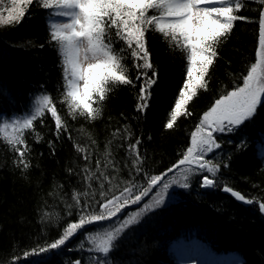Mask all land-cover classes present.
Segmentation results:
<instances>
[{
	"label": "trees",
	"instance_id": "trees-1",
	"mask_svg": "<svg viewBox=\"0 0 264 264\" xmlns=\"http://www.w3.org/2000/svg\"><path fill=\"white\" fill-rule=\"evenodd\" d=\"M10 6V0H3L0 11L7 15L5 9ZM260 8L257 0H247L246 7L237 13L248 20L235 22L231 35L219 47L207 90H198L188 105L191 115L181 116L173 129L167 130L165 123L185 79V61L179 51L168 50L159 33L149 31L148 48L157 66L158 81L152 86L146 112L136 111L141 82L135 87L120 86L110 93L101 118L94 122L79 116L72 119L66 107L57 104L67 121L68 133L62 132L57 139L50 114L43 118V124L36 121L42 139L36 142L34 135L26 133L31 151L26 153L25 160L30 162V167L23 171L22 166L17 167L18 154L6 142L0 143V264H72L76 259L91 264L90 255L78 250L79 234L70 240L68 251L32 254L34 249L54 242L66 224L77 219L75 207L69 209L68 205H75L73 192L86 187L87 182L81 176L88 162L73 145L87 149L95 170L97 158L101 159L103 168L105 146L111 141L112 158L120 168L116 179L121 181V188L122 181L129 178L131 159L124 145L137 137L146 157V171L150 175L166 171L190 146L191 133L203 113L221 95L236 85L242 86L240 77L255 62ZM50 11L54 9L29 5L21 23L0 25V113L4 114L0 120L29 112L35 98L44 91L54 98L58 89L63 91L59 58L48 43ZM126 62L134 78L131 61ZM125 125L135 135L124 140L114 138L112 133L117 128L127 136L123 132ZM216 135L222 143V149L210 155L214 162L221 163V173L216 179L246 198L264 202V110L258 109L246 127ZM48 141H52L51 147ZM69 168L74 171L69 172ZM198 179V176L190 177L189 189L176 190L175 200L145 213L138 224L127 229L110 257L112 264H180V249L189 243L218 254H235L239 264H264V213L256 203L244 206L219 189L201 187ZM94 228L95 225L86 227L87 231Z\"/></svg>",
	"mask_w": 264,
	"mask_h": 264
},
{
	"label": "snow or ice",
	"instance_id": "snow-or-ice-1",
	"mask_svg": "<svg viewBox=\"0 0 264 264\" xmlns=\"http://www.w3.org/2000/svg\"><path fill=\"white\" fill-rule=\"evenodd\" d=\"M6 8L7 15L0 12V25L21 23L26 17V6L34 5L44 10H53L50 19L48 43L59 58L63 91L58 89L54 98L47 91L35 98L29 112L23 116L0 120V143L6 142L16 154L17 167L22 171L30 167L25 160L31 149L27 143L26 133L34 135L36 142L42 136L37 131L36 121L43 124L46 114L54 121V135L59 139L61 133H68L67 121L62 117L57 104L64 105L67 115L72 119L77 116L94 122L102 116V108L110 99V93L120 86L135 87L141 82L136 105L138 113H144L149 107L151 89L158 81L157 66L152 62L146 34L149 31L159 33L170 52L179 51L185 61V79L173 101L165 128L171 130L181 116H189L188 105L198 90H207L210 69L219 56V47L231 35L236 21H246L247 17L237 15L246 7L247 0H10ZM261 5L258 20V47L255 62L251 63L246 74L240 77L241 85H236L215 100L209 110L203 113L195 131L191 133L190 146L182 157L166 171L159 175H150L146 171V157L141 152V139L124 145L131 159L128 177L122 181L116 179L120 172L114 163L111 141L105 146L101 159L95 160L92 170V155L80 144H74L82 159L88 162L82 169L81 179L86 181L82 191H74L72 200L77 219L68 222L59 238L33 250V255L49 252L68 251L70 240L79 234L78 250L95 253L88 257L91 264H112L110 257L118 249V242L126 230L140 222L141 214L148 213L165 205L169 189L177 185L189 189L190 176H198V183L205 189H219L230 194L239 202L257 204L264 213V202L236 191L233 187L221 184L217 175L221 173V163L207 158L222 149L216 134L233 133L242 126H247L264 110V0H257ZM3 0H0V5ZM31 14H29L30 18ZM31 43V42H29ZM43 48L44 45H39ZM131 70L136 75H130ZM151 72V75H149ZM4 114L0 113V117ZM117 128L112 136L124 140L134 136L125 125L121 134ZM71 139V134H68ZM149 139H151L149 137ZM49 147L52 141H48ZM92 144H96L92 140ZM244 145L242 144L241 147ZM55 149H53V154ZM227 159V157H225ZM224 164V167H227ZM107 169L113 171L106 172ZM181 170L182 180L175 178L165 180L169 173ZM73 172L72 168L68 169ZM210 174V175H209ZM143 181V183H140ZM95 185V187H94ZM151 203H143L139 210L125 213L130 205H141L154 189ZM116 191L119 194H115ZM97 192L99 198H97ZM71 211L69 215H71ZM123 215L125 218L120 219ZM116 218V219H114ZM112 221L111 230L88 232L86 226ZM118 221V223H117ZM85 233H87L85 235ZM25 255H29L25 253ZM72 264H82L76 259Z\"/></svg>",
	"mask_w": 264,
	"mask_h": 264
},
{
	"label": "rangeland",
	"instance_id": "rangeland-1",
	"mask_svg": "<svg viewBox=\"0 0 264 264\" xmlns=\"http://www.w3.org/2000/svg\"><path fill=\"white\" fill-rule=\"evenodd\" d=\"M51 19L60 20L62 18L52 17ZM23 115L24 114L19 115V116H23ZM13 117H15V116H13ZM10 118H12V117H10ZM263 151H264V148H263ZM210 155L211 154H209L207 158H211ZM182 176H183V173L181 170H175L174 172L169 173L168 176L165 178V180L167 181V180H171L173 178H175L177 180H182ZM190 177H192V176H190ZM178 189H180V187H178L177 185H173V187L171 189H169V194H168V197L166 198L165 204L170 203L173 200H175V191ZM158 190H159V188L154 189L153 192L150 193L148 197H145L144 201L141 202V205H130L128 208H126L124 210V212L125 213L135 212V211L139 210V208L142 207L143 203H151L152 198L155 196V192ZM144 214L145 213H142L141 217ZM123 218H125V217L123 215H121L120 219H123ZM114 219H116V218H114ZM117 223H118V221H117ZM112 226H113L112 221H104V222H101L99 224H96L95 228L91 231H88V232L111 230ZM86 234L87 233H85V235ZM80 238H81V240H84L85 248L87 249L89 247L87 240L85 239L84 236H81ZM87 254H89L90 256L95 255V253H89V252H87ZM178 257H179L180 264H239L240 263L235 254L230 253V254L223 255V254L214 253V252L208 250L207 248L200 247L199 245H196L194 243H189L186 246H184L182 249H180Z\"/></svg>",
	"mask_w": 264,
	"mask_h": 264
},
{
	"label": "water",
	"instance_id": "water-1",
	"mask_svg": "<svg viewBox=\"0 0 264 264\" xmlns=\"http://www.w3.org/2000/svg\"><path fill=\"white\" fill-rule=\"evenodd\" d=\"M222 193H224V194H227V195H229V196H231L230 194H228V193H225V192H223L222 191ZM232 197V196H231ZM233 198V197H232ZM233 199H235V198H233ZM236 200V199H235ZM237 201V200H236ZM238 203H240V204H242V205H244V206H248V204H246V203H243V202H239V201H237Z\"/></svg>",
	"mask_w": 264,
	"mask_h": 264
}]
</instances>
